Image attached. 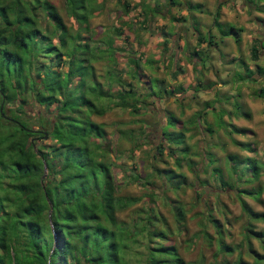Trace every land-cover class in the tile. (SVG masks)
<instances>
[{"label":"trees","instance_id":"16d2710c","mask_svg":"<svg viewBox=\"0 0 264 264\" xmlns=\"http://www.w3.org/2000/svg\"><path fill=\"white\" fill-rule=\"evenodd\" d=\"M93 1L96 2L64 0L74 23V27L68 28L48 0H0V264H204L202 255L186 262L173 239L174 235L186 233V209L179 199L170 200L165 194L190 186L185 182L182 167L192 172L202 193L208 192L206 185L212 182L218 190H234L245 217L241 240L232 244L225 241L226 219L213 217L206 203L204 212L199 213L198 236L214 247L212 264H264V229L256 228L257 222H264V213L253 211L243 200L259 201L264 192V180H259L261 174L264 176V162L226 153L217 164L206 148L202 154L197 145L187 142L196 133L201 119L205 133L211 135L221 130L216 123H225L222 118L225 114L228 117L235 113L233 107L242 110L239 116L248 118L249 113L237 102V96L231 97L230 102L225 98L214 99L212 104L204 102L200 111L184 120L183 111L179 116L168 112L161 136L150 146L154 163L148 175L160 180V194L145 192L142 197L149 206L139 209L134 206L141 201L140 197L119 194L121 186L112 174L115 161L105 140L104 125L92 117H101L113 109L127 110L136 116L148 107L145 102L160 99L162 94L164 97L183 95L186 88L152 78L160 85L156 91L161 95L156 98L152 85L155 82H150L151 78L142 82L141 75L131 73L130 80L137 84L138 92L130 83L123 82L112 49L108 45L98 48L89 34L88 21L98 15L91 5ZM170 2L173 5L174 1ZM118 3L124 10L127 8L126 13L130 11L125 0ZM96 5L100 10L101 2ZM144 19L143 16L142 22ZM213 22L225 29L219 32L220 42L233 36L235 43H239L240 30L229 23H219L217 12ZM212 37L209 33H198L196 44L209 45ZM199 50L193 49V54ZM262 50L264 37L249 48L254 70L238 60L242 71L234 74L235 85L251 87L257 78H264V67L256 64ZM101 61L107 63L105 82L97 81L94 69V64ZM126 61L131 68L140 59ZM148 61L143 63L148 65L151 63ZM177 74L173 72L172 76L175 78ZM114 83L120 86L115 93L111 88ZM195 84L193 93L206 89V83L199 78ZM213 85L209 83L208 88ZM251 94L264 100V87ZM218 102L230 105L226 113V108ZM31 105L37 110L28 112ZM209 109L221 112L213 126L205 120ZM166 125L172 129L167 130ZM142 131L139 129L137 135ZM188 131H192L191 136H187ZM231 131L243 134L244 129L235 127ZM231 131L224 135H230ZM131 134L129 140L138 147ZM119 135L124 134L119 131ZM147 137L143 142L150 145ZM230 140L241 150L253 151L248 142ZM217 143L212 146L225 148L224 142ZM162 157L172 159L173 168H157L155 162ZM193 157L202 160L194 162ZM199 165H202L201 173L210 171V182L198 180ZM140 179L136 174L125 183ZM199 194L196 192L195 200L201 198ZM211 194L214 211L224 215L218 192ZM154 197H162L172 225L157 213ZM127 209L131 218L119 219L117 213ZM140 214L143 217H138ZM251 239L257 242L261 252L252 247ZM243 246L250 261L241 255Z\"/></svg>","mask_w":264,"mask_h":264},{"label":"rangeland","instance_id":"374dc122","mask_svg":"<svg viewBox=\"0 0 264 264\" xmlns=\"http://www.w3.org/2000/svg\"><path fill=\"white\" fill-rule=\"evenodd\" d=\"M48 1L56 7L66 27H74L64 0ZM125 1L130 7V11L127 13V8L124 10V7L119 5L118 0H96L97 4L101 2L100 10L95 1L91 3L98 10V15L88 21L89 34L95 45L102 49L108 45L109 49H112L117 61V68L120 69V79L125 83H130L134 89L138 86L130 80L131 73L141 75L142 82H147V79L151 78L150 82H155L152 85L156 98L161 95V92L156 91L160 89V85L156 84L157 80L166 82V85H173L177 88L181 86L186 89L183 95L164 97L165 95L162 94L160 99L145 102L148 104L147 111L142 109L136 116L131 115L127 110L113 109L101 117H92L94 121L104 125L105 140L110 146L111 156L114 157L115 161L111 167L112 174L115 182L121 186L118 191L119 194L140 197L141 201L134 208L139 209L142 208L141 206L147 208L149 205L145 203L142 195L145 192L160 194L162 190L160 180L149 177L148 172L149 167L154 163L151 158L150 146L156 138L161 136L160 130L165 115L172 112L179 116V113L183 111L181 119L184 120L193 112L200 111L205 104L204 102L212 104L214 99L225 98L230 102L231 97L237 96V102L249 113V117L239 116L238 114L242 113V110L233 107L235 113L228 115V117L225 114L222 118L226 120V124L218 121L216 127H220L221 130L211 135L205 133L201 119L199 122L197 121V130L195 134L193 132L194 135L191 136L192 131L187 132V136H191L187 142L191 145H197L202 154V149L206 148V151L217 160V164L221 163L226 153L255 157L264 162V100L251 94L253 90L264 87V78H257L259 81L256 80V83L251 87L239 83L234 84L236 82L234 74L237 71H242L238 67L239 59L250 70L255 68L254 63L249 58V48L251 44L264 37V0H173V5H171L170 0ZM216 12L219 23H229L235 29L240 30L237 36L238 44L235 43L233 36L222 38L223 41L220 42L219 32L225 29L214 25ZM143 16L145 17L144 22H142ZM198 33L212 35V43L208 45L204 42L200 46L197 45ZM197 48L200 50L198 54L194 55L193 49ZM204 56L206 61H204ZM128 58L134 60L139 58L140 61H137L130 68L131 64L126 61ZM200 59L203 60L204 65ZM145 60H149L151 63L148 65L143 63ZM106 64V61L94 64L98 82H105ZM256 64L264 67V50L261 51ZM64 69L65 67L62 68V70ZM173 72L178 73L175 78L172 76ZM197 78L206 83V89H200L193 93ZM209 83L214 84L213 87L208 88ZM119 87L118 84L114 83L111 86L112 92L115 93ZM146 101L150 100L147 99ZM218 105L223 109L226 108L225 113L230 108V105L226 103L218 102ZM35 110L37 109L32 105L27 107L28 112ZM209 110H206L205 120L213 126L216 118L219 120L221 117V112ZM145 126L150 127L146 130L145 128L142 129ZM166 127H168L167 130L172 129L170 126L166 125ZM235 127L244 129L243 134L233 133L231 130ZM139 129L143 130L139 133L140 136L137 135ZM119 131L127 137L120 136ZM228 131L232 133L224 135ZM131 132L133 141L139 145L138 147H134L131 143L132 140H129ZM144 137H147L150 145L143 142ZM230 138H234L237 142L250 143L253 151L247 152L239 149L231 143ZM219 140L225 143L224 149L219 146H212L218 144L217 141ZM200 159V157H193L194 162H200L198 161ZM172 163V159L162 157L158 162H155V165L160 169L173 168ZM196 168L199 172L197 173V176L199 175L198 180L210 182V171L208 173L207 170L206 174H203L200 170L202 165ZM181 171L184 173L186 184H190V186L165 194L170 200L179 199L185 204L186 209V233L185 235H174L173 239H176L179 254L186 262H193L199 255H202L204 264H212L214 247H209L203 238L198 236L200 229L199 213L204 212L206 203L209 205L208 208L212 209L213 217L218 220L226 219V223H224L226 228L225 241L232 244L241 240V229L245 223V217L235 199L234 190H218L216 189L219 188L217 184L212 182L206 185L208 192L202 193V188L197 185L198 181L192 172L185 167H182ZM136 174L141 177L139 181L125 183L129 176ZM147 176L148 180L144 181ZM259 180H264L262 174ZM196 192L197 194L200 193L201 198L198 200H195L197 198ZM216 192H218L219 204L224 205V215H219L214 211L216 207L211 193ZM243 200L253 211L264 213V192L260 194L259 201L249 198H243ZM153 206L157 213L164 216L167 224L172 225L170 211L168 207L164 206L162 197L161 199L154 197ZM129 211L127 209L119 212L117 217L126 221L131 218ZM141 216L143 217L141 214L138 217ZM256 228L257 230L264 229V222H257ZM208 231L211 233L212 229L208 227ZM251 244L255 250L261 252L254 239H251ZM245 250L246 248L243 246L241 255L243 259L250 261Z\"/></svg>","mask_w":264,"mask_h":264},{"label":"crops","instance_id":"0c3cea01","mask_svg":"<svg viewBox=\"0 0 264 264\" xmlns=\"http://www.w3.org/2000/svg\"><path fill=\"white\" fill-rule=\"evenodd\" d=\"M224 121H226V120H224Z\"/></svg>","mask_w":264,"mask_h":264}]
</instances>
